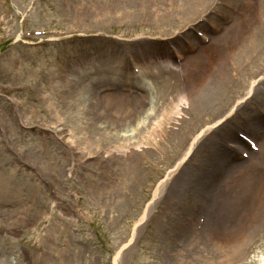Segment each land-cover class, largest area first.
Listing matches in <instances>:
<instances>
[{
    "label": "rangeland",
    "instance_id": "1",
    "mask_svg": "<svg viewBox=\"0 0 264 264\" xmlns=\"http://www.w3.org/2000/svg\"><path fill=\"white\" fill-rule=\"evenodd\" d=\"M183 1L0 0V264H264V55L229 51L212 70L218 89L197 106L210 82L198 86L204 67L189 57L234 35L241 0ZM183 44L196 50L174 68ZM139 57L170 58L187 119L152 147L110 152L151 119L147 98L128 114L108 106L115 90L140 93L122 85ZM243 80L257 81L239 102ZM236 103L168 174L194 128Z\"/></svg>",
    "mask_w": 264,
    "mask_h": 264
},
{
    "label": "bare ground",
    "instance_id": "2",
    "mask_svg": "<svg viewBox=\"0 0 264 264\" xmlns=\"http://www.w3.org/2000/svg\"><path fill=\"white\" fill-rule=\"evenodd\" d=\"M200 1L201 5L203 4V2H207V0H193L192 5H195L196 2L199 3ZM218 1L219 2L215 3L220 4V0ZM170 3L176 8L184 5L183 0H170ZM237 8L238 16L236 19V26L234 28V35H231L230 38H227L226 42L222 44L219 43L221 44L219 47V44H217L213 49V52H210L208 54V58L202 59L201 57H198L199 54L194 57H189L191 58L190 60L193 61V66H195V68H198L200 66L204 67V74L199 79L198 86L203 88L208 82H210L208 87L201 89L200 92L203 93L202 97L200 93L196 98L195 103L197 106L201 105L207 94L214 93V91L218 89L215 88V86H217L218 82L220 81L216 78L217 76H214L212 74V70L217 69V72L218 70L221 71L216 67L218 66L220 60L224 59L229 51H235L237 58L238 56L243 57V55H248L250 59H254L262 58L264 55V38L262 36L264 33V0H241ZM181 46L184 49H187L186 44H183ZM212 46L213 43H210L208 46L204 47L203 50L206 51L208 47L212 48ZM180 49L181 48L177 49L176 57L179 55ZM164 53H166L167 56L170 55L168 49H166ZM138 60V63L142 68L140 70V73L133 76H128V78L131 79L130 83H124L122 81V85L128 86L129 88L132 85H135L141 88V92L138 93L136 91L135 94H133V92L129 93V97V95L123 94L125 90L124 88L115 90V92L117 91L116 93L108 95V106L112 105L115 111L128 114L130 113L131 106H133L132 103H130L132 100L136 101V99L141 98H144L145 100L147 98L151 103V105H149L148 107L150 108L148 109V111H150L151 113V119H149V123H146L144 119H139V121L142 123L135 127L127 129L128 131H124L122 133V141L119 140L117 143L108 146V151L110 152H128L131 151V148L139 150V148L143 144L152 147L150 146V144L152 143L151 141L153 139L162 137V135H166L169 127L175 128L177 124L182 125L187 119V116H183V108L186 107V98L184 97L185 94L180 92L179 86L173 75L166 76V70H169L167 69V64L170 61L169 57L157 60L155 66L147 64L141 57H139ZM243 60H241V62ZM119 62L122 63V61ZM244 63L246 65L250 64V62H243V65ZM123 65H125V63ZM154 68H157L158 71H155ZM193 74L196 75L194 72ZM256 81L257 80H243L244 85H248L249 87L248 94L251 93ZM169 93L172 94V97H169ZM243 98L244 97H242L241 99ZM230 111H232V109ZM180 117H182L181 123L179 122ZM218 121L219 120L215 118L214 124ZM210 127L211 126L202 125L196 126L194 128L192 137L189 141V145H187L186 147V154H184V156L171 167L172 170L168 174H172L176 170V168L180 166L182 161L186 158L187 154L191 151L196 141L200 139V137H203L205 130L209 129ZM242 141V139H239L240 144ZM130 168L134 170V166L130 165ZM164 180L165 179L161 180L158 183L156 188L157 193L163 185ZM145 216L146 213L143 214L141 221L145 218ZM245 236H243V239H245Z\"/></svg>",
    "mask_w": 264,
    "mask_h": 264
}]
</instances>
